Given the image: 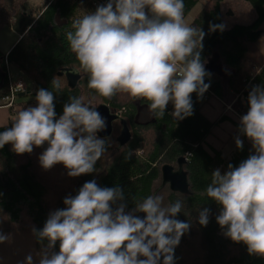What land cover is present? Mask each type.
<instances>
[{
  "label": "clouds",
  "instance_id": "9594fccd",
  "mask_svg": "<svg viewBox=\"0 0 264 264\" xmlns=\"http://www.w3.org/2000/svg\"><path fill=\"white\" fill-rule=\"evenodd\" d=\"M183 9V0H108L75 19V31L66 37L89 74L88 87L105 98L123 92L146 99L157 118L169 102L176 121L190 117L191 94L202 97L211 74L201 62L205 33L185 23ZM217 28L223 30L218 25L210 31ZM51 84L61 88L56 77ZM35 99L36 106L19 111L0 132V149L11 144L22 155L47 144L39 156L44 170L62 164L72 178L97 172L95 165L108 150L107 140L97 135L106 129V118L83 97H70L58 118L52 91L40 88ZM247 99L239 132L254 153L238 167L228 164L223 174L214 170L206 194L221 206L216 222L223 234L246 245L249 255L264 257V87L254 86ZM235 144L243 149L239 137ZM125 201L120 186L85 182L75 196L65 197V208L49 214L41 230L33 228L41 244L47 241L36 254L38 264H175V249L191 227L176 218L183 202L164 205V198L153 194L126 211ZM209 215L210 209L200 210L198 223L206 227ZM11 241L10 233H0V244ZM22 264H34L32 254Z\"/></svg>",
  "mask_w": 264,
  "mask_h": 264
},
{
  "label": "trees",
  "instance_id": "16d2710c",
  "mask_svg": "<svg viewBox=\"0 0 264 264\" xmlns=\"http://www.w3.org/2000/svg\"><path fill=\"white\" fill-rule=\"evenodd\" d=\"M200 1L183 0L184 17ZM224 1L204 0L202 8L189 23L205 33L201 62L211 74L207 82L209 96L206 98L203 94L198 98L197 93H192L193 114L176 121L171 115L174 110L172 102H169L164 116L157 118L149 110L150 101L146 99H135L123 92H117L111 98L100 96L88 87L89 74L86 72L75 89L68 86L65 77L58 75V71L67 66L84 71L70 49L66 33L75 31L72 28L75 19L95 12L108 0H48L40 5L33 0H0V27L10 26L19 34L17 43L7 54L0 50V67L6 72L0 97L8 93V65L13 64L34 82L36 90L27 92V95L31 96L30 102L35 106V94L40 88L53 92L57 118L62 115L63 106L70 97H83V102L91 105L107 103L112 109L121 111L132 131L131 141L109 161L106 154L115 150L117 142L114 135L106 138L108 150L95 165L98 171L75 178L67 175L62 164L49 170L41 167L39 156L47 144L39 148L34 146L32 153L22 155L16 154L11 144H6L0 149V233L33 228L41 230L51 212L66 207L63 203L65 197L75 196L82 185L91 180L101 187H122L126 211H130L159 186L162 165L174 164L184 155L188 158L185 167L191 193L167 194V204L177 200L183 202L176 218L191 223L175 249V264H264V257L249 255L246 245L235 243L223 234L216 222L221 206L206 194L214 170L220 169L223 174L230 163L234 168L238 167L254 153V149L252 142L242 133L243 149L235 147L228 157L209 147L207 137L221 123L230 120L231 115L226 113L224 104L226 112L210 120L203 114V106L212 98L227 104L235 100L236 111L244 115L248 111V101L236 97L256 85L264 87V55L258 47L264 34V0H247L254 7L256 18L249 24H235L229 28L224 27L222 20ZM218 25L223 26L222 31L219 28L210 31V26ZM54 77L60 81L59 90L51 84ZM14 109L15 105L10 107V124L0 127V132L12 126ZM232 121L239 130L240 120L238 123ZM119 128L115 124L114 132ZM203 208L210 209L206 227L197 221ZM35 237L40 251L47 241L41 244ZM54 250H59V242Z\"/></svg>",
  "mask_w": 264,
  "mask_h": 264
},
{
  "label": "crops",
  "instance_id": "0c3cea01",
  "mask_svg": "<svg viewBox=\"0 0 264 264\" xmlns=\"http://www.w3.org/2000/svg\"><path fill=\"white\" fill-rule=\"evenodd\" d=\"M262 27L264 28V24ZM18 39L19 36L17 38V41ZM258 47L264 55V34L258 41ZM28 97L29 95H27V93L25 95H21V93L18 95L15 101V114L13 117L14 121L19 111L30 106H35L34 103L30 102V99H27ZM223 107V101L212 98L208 102V104L203 106L202 112L208 119L215 120L224 113L225 110L223 109ZM226 113L231 115V119L233 118L234 120H237L236 123H238V121L240 120V116L235 114V112L227 111ZM10 117V107L0 105V127L9 125L11 119ZM231 119L226 120L225 122L217 126L206 139L207 145L220 151L224 157H228L233 153L236 147L235 139L237 137L242 140V136L238 130V127L236 126L234 121H232L233 119ZM2 233H10L12 236V241L11 243L0 244V264H22V262H24L25 260V257L29 254H32L34 264H38L39 257L36 254L39 251L37 249L36 237L33 234L32 229L16 230Z\"/></svg>",
  "mask_w": 264,
  "mask_h": 264
},
{
  "label": "water",
  "instance_id": "95a60500",
  "mask_svg": "<svg viewBox=\"0 0 264 264\" xmlns=\"http://www.w3.org/2000/svg\"><path fill=\"white\" fill-rule=\"evenodd\" d=\"M58 75L65 77L68 86L72 89L80 86L81 79L85 75V72L77 68L76 66L63 67L58 71ZM6 72L0 67V90L4 84V78ZM27 92H21L26 94ZM29 93V92H28ZM106 118V129L99 132L97 135L101 138H110L114 135L115 123L118 122L121 126L119 134L115 140L117 146L112 152V155L121 151L132 139V131L127 119L122 115L121 111L112 109L107 103H100L98 105H91ZM188 158L186 156H180L177 160V168L173 164L165 163L161 167V182L160 185L154 190L153 194H158L168 186L171 192L180 194H190L191 184L189 180V173L186 169ZM152 194V195H153ZM139 216H143V213H137Z\"/></svg>",
  "mask_w": 264,
  "mask_h": 264
},
{
  "label": "rangeland",
  "instance_id": "374dc122",
  "mask_svg": "<svg viewBox=\"0 0 264 264\" xmlns=\"http://www.w3.org/2000/svg\"><path fill=\"white\" fill-rule=\"evenodd\" d=\"M33 2L40 5L41 2L44 3V0H33ZM203 2L204 0H201L190 12V14L184 17L185 23L187 25H189L193 17L200 11ZM221 12L223 15L222 18L225 27H231L235 24H249L257 16L254 7L247 0H225L221 5ZM18 36L19 34L12 27L10 26L0 27V50L3 53L9 52L17 43ZM8 68H9L8 69L9 74L12 76V78L15 81L16 80L24 81L26 92H32L36 90L34 82L27 75L19 71L15 65L9 64ZM27 99H31V97L29 96ZM116 125L119 126L120 128L119 130L114 132L115 137L119 134L121 129L119 123H116ZM112 152L106 154L107 161H109V158L113 157ZM161 192H162L161 196L164 198V205H168L167 194L168 192H170L169 188H164Z\"/></svg>",
  "mask_w": 264,
  "mask_h": 264
},
{
  "label": "built area",
  "instance_id": "2783aa9c",
  "mask_svg": "<svg viewBox=\"0 0 264 264\" xmlns=\"http://www.w3.org/2000/svg\"><path fill=\"white\" fill-rule=\"evenodd\" d=\"M44 1H48V0H44ZM8 78H9V89H8V93L2 97H0V105L1 106H7V107H13L15 105V101L18 97V95L21 93V92H25L26 91V88H25V85H24V81L23 80H14L12 78V76L9 74V70H8ZM209 76H206L205 77V83L208 82L209 80ZM248 93H242L241 95H238L236 97V99L239 98V96H241L243 99H244V102L245 101H248ZM206 98H208L209 96V89L204 93ZM225 106H226V111H233L235 112L236 114H238L240 117L242 116L240 113H238L235 109V100L233 103H224Z\"/></svg>",
  "mask_w": 264,
  "mask_h": 264
},
{
  "label": "flooded vegetation",
  "instance_id": "af4514ba",
  "mask_svg": "<svg viewBox=\"0 0 264 264\" xmlns=\"http://www.w3.org/2000/svg\"><path fill=\"white\" fill-rule=\"evenodd\" d=\"M116 124V123H115ZM176 168L178 167L177 166V162L173 164ZM165 188H169L168 186H166ZM170 190V189H169ZM171 192V191H170Z\"/></svg>",
  "mask_w": 264,
  "mask_h": 264
}]
</instances>
